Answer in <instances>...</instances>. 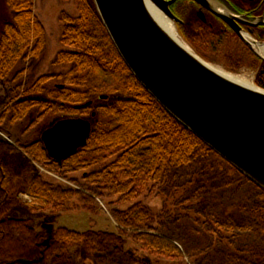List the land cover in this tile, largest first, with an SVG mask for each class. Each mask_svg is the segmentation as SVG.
I'll return each mask as SVG.
<instances>
[{"label": "trees", "instance_id": "1", "mask_svg": "<svg viewBox=\"0 0 264 264\" xmlns=\"http://www.w3.org/2000/svg\"><path fill=\"white\" fill-rule=\"evenodd\" d=\"M75 1L79 15L63 16L65 50L58 54L55 62L56 65H72L69 73L60 76L65 86H57L48 93L50 102L28 99L5 106L11 93L10 76L16 67L38 59L46 45L45 29L34 15L32 0H5L12 15L0 34V85L6 92L0 99V110L6 107L1 122L8 115H11V124L20 122L36 107L41 113L35 125L48 115H84L89 107H75L90 102L95 95L106 94L108 99L112 95L116 102L99 108L97 124L87 146L62 165L48 157L42 142L19 150L0 140V264H73V250L77 248L84 249L88 256L97 257L98 264H151L124 251L130 236L141 245L143 254L180 261L184 259L181 248L162 235L167 232L164 231L165 217L178 216L205 230L214 247L221 245L240 254L245 252L239 246L242 238L235 233L236 227L227 221L231 212H246L240 215L246 216L257 233L256 242L247 245V251L256 260L254 264H264V189L171 116L132 75L112 43L93 0ZM200 40L210 43L215 53L214 58L208 59H214L233 73H240L244 67L257 69L261 62L233 42L215 45L210 37ZM261 63L255 83L264 89V61ZM52 78H40L28 94L45 92L44 86ZM211 157L219 162L215 164L219 167L217 177L222 179L217 178V182H224L221 173L225 172L226 178L237 183L243 179L259 191L249 202L230 203L224 216L219 215L217 219L187 204L193 182L213 170ZM34 162L63 181H69L72 174L82 173L85 185L73 189L61 183H50ZM199 162L205 170L193 174L191 181L182 182L180 173L193 169ZM73 183L77 182L73 180ZM222 186L217 187V192ZM154 191H158L160 202L158 214L141 201L146 193ZM87 193L96 198L108 195L118 199L119 207L112 211L119 226L117 233L78 232L60 227L45 243L30 221L11 216L23 195L48 210L62 212L70 204H94L95 199ZM198 259V255H190L189 260L196 264Z\"/></svg>", "mask_w": 264, "mask_h": 264}, {"label": "water", "instance_id": "2", "mask_svg": "<svg viewBox=\"0 0 264 264\" xmlns=\"http://www.w3.org/2000/svg\"><path fill=\"white\" fill-rule=\"evenodd\" d=\"M197 1L225 18L220 8ZM93 2L117 52L146 91L214 153L264 189V89L222 75L193 50L177 30L166 0ZM246 43L264 61L256 47ZM92 133L91 120L67 117L46 129L40 141L48 157L62 165L87 146Z\"/></svg>", "mask_w": 264, "mask_h": 264}, {"label": "rangeland", "instance_id": "3", "mask_svg": "<svg viewBox=\"0 0 264 264\" xmlns=\"http://www.w3.org/2000/svg\"><path fill=\"white\" fill-rule=\"evenodd\" d=\"M32 3L34 15L45 29V49L38 59L21 63L16 67L13 74L10 76L12 81L10 88L11 93L7 102L4 104L5 106H11L28 99L45 102L52 101L48 93L53 92L57 86H65L64 80L60 76H64L72 70V65H56L55 62L58 54L65 50L62 44L63 28L66 25L63 16L78 17L79 9L77 2L75 0H32ZM11 15L12 13L6 6L5 0H0V34L4 25L10 21ZM193 50L195 49L193 48ZM199 55L207 62L231 72L223 65L217 63L214 59H206L201 54ZM233 74L246 77L255 83V73L240 72ZM47 76L53 78L44 86L45 92L40 94H28V90L33 88L40 78ZM4 95H6V92L0 85V99H2ZM102 96L107 95L104 94ZM114 97L115 96L111 95L108 100H102L100 95L93 96L91 100L93 104L89 107L88 113L76 115L75 117L91 120L94 129L98 118H93L92 114H98L100 107L115 103L116 99ZM5 109L6 107H3L0 110V140H4L16 146L19 150L25 146L40 142L41 135L46 129L53 126L58 120L70 117V115L64 114L48 115L35 125L33 123L38 119L41 113L39 108L36 107L25 119L11 124V115H8L7 118L1 122V117L6 111ZM210 161L213 164V170L208 176L202 175L193 182L192 190L187 196V204L190 205L191 209H196L200 213L209 215L208 217L217 219L219 215L223 214L222 216H224L225 210L230 207L234 201L249 202L259 191L256 190L252 184L243 179H240L239 183H237L226 178L225 172L221 173L224 182H217V178L222 179L220 176L217 177L219 167L215 164H219V162L216 158L212 157ZM201 163L202 162L197 163L193 169L182 171V173H180L181 181H191L193 174L204 171V165ZM34 166L39 173L43 175L45 180L50 183H61L65 186L73 187V189H80V187H84L85 185L82 173L72 174L69 176V181H63L59 176H52L53 174L48 172L49 170L47 171V169L41 167L40 164L34 162ZM73 180L77 183H73ZM220 185L223 186L220 188L219 192H217V187ZM87 194L95 199L94 204L90 206H84V203H77V206L70 204L62 212H55L54 209L48 210L42 207V205L32 203V200L28 196L23 195L21 196V204L12 210L11 216L17 219L30 221L45 243L49 242L54 231L60 227L76 230L78 232L103 231L117 233L119 226L112 217V211L119 207L118 199H113L108 195H104L102 198H96L93 194ZM157 195L158 191H154L146 193L141 199L143 204L151 208L156 214L160 212V207L158 206L160 202L158 201ZM244 195H248V197L244 198ZM124 207H126V205L123 206V208ZM240 214H246V212H231L230 216L227 218V221L236 227L235 233L242 238V241L239 239L241 242L239 246H241L245 252H241L240 254L226 250L221 247V245H217L215 248L212 245L211 239L204 233L205 230L194 225L184 216H178L176 218L165 217L163 221L165 227L164 231L167 232L162 233L163 236L170 239L181 248L184 255L183 260H166L143 254L141 245L135 243L130 238L131 236L126 239L127 244L124 246V251L131 256L140 258L143 261H148L151 264H192L189 260L190 255H198L199 259L196 264H254L256 260L254 261L246 247L256 242L257 233L254 227L250 226L249 222L246 220V216ZM72 260L73 264H98V258L88 256L82 248L73 250Z\"/></svg>", "mask_w": 264, "mask_h": 264}, {"label": "flooded vegetation", "instance_id": "4", "mask_svg": "<svg viewBox=\"0 0 264 264\" xmlns=\"http://www.w3.org/2000/svg\"><path fill=\"white\" fill-rule=\"evenodd\" d=\"M177 21L174 24L181 36L205 58H214L210 43H202L210 37L215 45L233 42L247 53L261 58L246 43L255 47L264 44V0H206L214 10H222L225 18L215 14L208 6L197 0H166ZM246 41V42H245ZM244 67L241 72L255 73L262 69Z\"/></svg>", "mask_w": 264, "mask_h": 264}, {"label": "bare ground", "instance_id": "5", "mask_svg": "<svg viewBox=\"0 0 264 264\" xmlns=\"http://www.w3.org/2000/svg\"><path fill=\"white\" fill-rule=\"evenodd\" d=\"M167 22H168V21H167ZM169 25H170V24H169ZM165 27H166V26H165ZM166 28H167V30H168L169 32H171V31L174 30V28H173L172 25H170V27L168 26V27H166ZM170 30H171V31H170ZM174 31H175V30H174ZM171 33H172V32H171ZM256 50L258 51V53H259L262 57H264V45H263V46H260V47H256ZM213 67H215L219 73H221L222 75H225L226 77H228V78H230V79H232V80H235V81H237V82H239V83H241V84H243V85H245V86H248V87H252V88L255 87V83H254L252 80H250V79H248V78H246V77L239 76V75H235V74L230 73V72L226 71L225 69H223V68H221V67H218V66H215V65H213ZM219 70H220V71H219Z\"/></svg>", "mask_w": 264, "mask_h": 264}]
</instances>
